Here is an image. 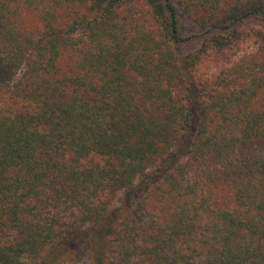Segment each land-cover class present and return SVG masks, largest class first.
Segmentation results:
<instances>
[{"label": "trees", "instance_id": "16d2710c", "mask_svg": "<svg viewBox=\"0 0 264 264\" xmlns=\"http://www.w3.org/2000/svg\"><path fill=\"white\" fill-rule=\"evenodd\" d=\"M0 264H264V0H0Z\"/></svg>", "mask_w": 264, "mask_h": 264}, {"label": "rangeland", "instance_id": "374dc122", "mask_svg": "<svg viewBox=\"0 0 264 264\" xmlns=\"http://www.w3.org/2000/svg\"><path fill=\"white\" fill-rule=\"evenodd\" d=\"M121 198V197H120Z\"/></svg>", "mask_w": 264, "mask_h": 264}]
</instances>
